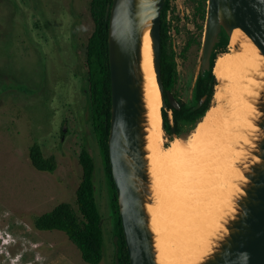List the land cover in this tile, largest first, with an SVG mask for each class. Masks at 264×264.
<instances>
[{
    "label": "rangeland",
    "instance_id": "rangeland-1",
    "mask_svg": "<svg viewBox=\"0 0 264 264\" xmlns=\"http://www.w3.org/2000/svg\"><path fill=\"white\" fill-rule=\"evenodd\" d=\"M89 2L0 0V264H86L63 232L33 227L34 216L57 203L69 202L76 208L82 146L89 149L95 162L93 180L102 213L104 255L98 264L112 260L111 206L101 155L88 120L85 56L94 29ZM206 4L207 0H170L166 14L168 44L177 70L170 92L186 102L192 99L200 68ZM241 42L249 45L246 40ZM230 49L228 42L214 52L217 56ZM218 90L226 91L225 80L216 78L213 94ZM229 98L230 91L220 101L213 95L209 107L216 111L225 108ZM167 115L172 124L171 111ZM195 125L180 123L176 136L189 135ZM162 135L148 157L154 179L151 215L160 264H198L212 235L199 249L196 236L183 231L179 208L180 200L184 202L180 198L182 182L165 149L175 136L164 130ZM33 143L40 145L43 155L54 156V171H40L31 165L27 150ZM242 155L240 164L246 151ZM235 168L232 184L237 179L233 177L241 174L239 165ZM217 172L207 185L208 192L215 189V205L221 209L216 227L225 218L223 202L228 203L232 196L220 187ZM189 247L194 249L183 251Z\"/></svg>",
    "mask_w": 264,
    "mask_h": 264
},
{
    "label": "water",
    "instance_id": "water-1",
    "mask_svg": "<svg viewBox=\"0 0 264 264\" xmlns=\"http://www.w3.org/2000/svg\"><path fill=\"white\" fill-rule=\"evenodd\" d=\"M164 1L112 0L109 8L111 107L107 148L129 264H160L151 210L147 208L148 204L153 205L154 179L146 148L141 47L148 29L161 108H166L159 64L160 12ZM235 28L240 30V36L232 49H254L264 59V0H207L200 55L202 72L210 70L222 33L229 42ZM262 82L253 102L259 112L253 118L257 130L251 143L244 146L246 158L239 165L245 180L238 181L241 193L233 198L235 211L224 222L226 232L198 264H264V75ZM166 98L172 106H178L170 91H166Z\"/></svg>",
    "mask_w": 264,
    "mask_h": 264
},
{
    "label": "bare ground",
    "instance_id": "bare-ground-1",
    "mask_svg": "<svg viewBox=\"0 0 264 264\" xmlns=\"http://www.w3.org/2000/svg\"><path fill=\"white\" fill-rule=\"evenodd\" d=\"M239 36L240 30L233 29L229 46H234ZM263 65L264 59L261 54L243 46L217 55L212 69L217 79L226 81V91L222 93L223 88H221V92L215 91L213 95L220 101L230 91L232 98L227 99L229 105L222 109L218 107V111H216L217 108L209 107L189 135L176 136L165 148L172 155L171 162L177 169L179 181L182 182L180 198L184 199V202L180 200L179 208L183 231L196 236L199 240V249L212 235L210 243L203 247L204 253L201 254L200 261L211 252L215 240L226 232L224 222L235 211L233 198L241 193L238 181H244L245 177L242 172L237 173L233 177L237 178L236 182L232 184V176L235 174L236 165H240L243 151H245L244 146L251 143L252 136L257 130L253 118L259 112L253 102L263 84ZM141 69L144 75V100L147 109L146 148L149 150V157L151 147L162 140L163 127L161 100L152 65L151 39L148 29L143 35ZM253 160H257V157H253ZM149 166L151 174V160H149ZM217 170L220 187L231 191L232 196L228 203L226 201L227 204L223 202L225 218L222 216L219 226L216 227L221 209H217L215 205L217 197L215 189L210 193L207 185L209 182L212 183ZM239 170L241 171L240 167ZM207 205L210 208L209 212L206 209ZM152 206L148 204V210H151ZM152 219L151 223L154 222ZM193 249L189 247L184 248L183 251ZM157 260H159L158 253ZM186 263L187 261H183L182 264Z\"/></svg>",
    "mask_w": 264,
    "mask_h": 264
},
{
    "label": "trees",
    "instance_id": "trees-1",
    "mask_svg": "<svg viewBox=\"0 0 264 264\" xmlns=\"http://www.w3.org/2000/svg\"><path fill=\"white\" fill-rule=\"evenodd\" d=\"M111 2L112 0H90L89 2L94 29L87 39L85 56L88 120L101 155L112 212L113 255L108 264H129L107 148L111 107L107 29ZM169 3L170 0H165L160 12L159 64L164 96L165 91L172 88L177 76L174 54L168 44L165 20ZM202 17L205 18V12ZM227 44L228 38L222 33L216 48H225ZM215 57L214 52L209 71H198L192 88V99L189 102L176 98L177 108L167 103L166 109H171L172 112V124L169 123L166 109L161 108L162 127L169 135L178 134L180 123L193 124L199 121L209 108L216 84L212 69ZM203 95L205 98L201 100ZM27 155L31 165L37 170L52 172L56 169L57 163L54 156L43 155L40 145L36 143L28 147ZM78 163L81 167V178L75 190L76 208L69 202L57 203L50 210L35 215L33 227L36 230L54 229L63 232L76 246L84 263L98 264L104 255L102 213L96 200L93 180L95 162L86 146L80 148Z\"/></svg>",
    "mask_w": 264,
    "mask_h": 264
},
{
    "label": "flooded vegetation",
    "instance_id": "flooded-vegetation-1",
    "mask_svg": "<svg viewBox=\"0 0 264 264\" xmlns=\"http://www.w3.org/2000/svg\"><path fill=\"white\" fill-rule=\"evenodd\" d=\"M221 37H222V36H221ZM199 70H200V68H199ZM195 78H196V77H195ZM194 81H195V80H194ZM193 84H194V83H193ZM166 91H170V90H166ZM166 91H165V99H166V103L170 104V103L167 101V98H166ZM172 95H173V94H172ZM203 96H204V98H205V95H203ZM203 96H201V98H200L201 100L204 99V98L202 99ZM173 97H174L175 100H176V97H175L174 95H173ZM178 99H179V98H178ZM181 100H182V99H181ZM183 101H184V100H183ZM176 102H177V100H176ZM185 102H186V101H185ZM170 105H171V104H170ZM177 105H178V103H177ZM166 106H167V104H166ZM171 106H172V105H171ZM173 107H174V106H173ZM177 107H178V106H177ZM177 107H176V108H177ZM165 109H166V108H165ZM168 110L171 111V109H166V111H168ZM171 114H172V112H171Z\"/></svg>",
    "mask_w": 264,
    "mask_h": 264
}]
</instances>
